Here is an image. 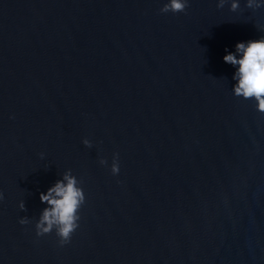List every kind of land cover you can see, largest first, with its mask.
<instances>
[{
  "label": "water",
  "instance_id": "water-1",
  "mask_svg": "<svg viewBox=\"0 0 264 264\" xmlns=\"http://www.w3.org/2000/svg\"><path fill=\"white\" fill-rule=\"evenodd\" d=\"M166 2L0 0V264H264V111L222 59L264 5ZM65 173L61 245L36 224Z\"/></svg>",
  "mask_w": 264,
  "mask_h": 264
},
{
  "label": "clouds",
  "instance_id": "clouds-1",
  "mask_svg": "<svg viewBox=\"0 0 264 264\" xmlns=\"http://www.w3.org/2000/svg\"><path fill=\"white\" fill-rule=\"evenodd\" d=\"M249 7H260L264 0H246ZM223 4V0H220ZM187 0H167L162 11H182ZM239 0H231L229 7L236 9ZM222 59L234 66L232 74L233 92L245 99H253L258 110L264 111V36L246 41H237L233 51L225 50ZM84 143H88L87 140ZM103 162V161H102ZM119 162L114 160L111 172H119ZM41 201L51 207L42 210L36 224L37 235L52 230L56 226L58 243H67L73 231L78 227V212L84 200L83 190L77 185L75 177L65 173L62 180H57L46 192L40 193ZM23 223V221H21Z\"/></svg>",
  "mask_w": 264,
  "mask_h": 264
}]
</instances>
